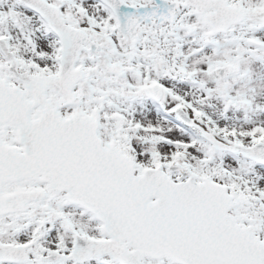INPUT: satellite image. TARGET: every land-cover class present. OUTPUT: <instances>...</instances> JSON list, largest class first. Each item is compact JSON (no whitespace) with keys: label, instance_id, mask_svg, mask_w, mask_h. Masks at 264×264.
Listing matches in <instances>:
<instances>
[{"label":"snow or ice","instance_id":"6c2138e0","mask_svg":"<svg viewBox=\"0 0 264 264\" xmlns=\"http://www.w3.org/2000/svg\"><path fill=\"white\" fill-rule=\"evenodd\" d=\"M0 264H264V0H0Z\"/></svg>","mask_w":264,"mask_h":264}]
</instances>
